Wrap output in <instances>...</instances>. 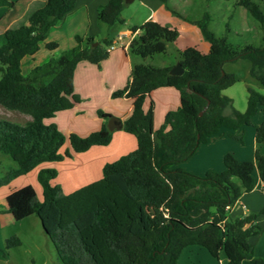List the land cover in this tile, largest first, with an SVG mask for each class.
I'll list each match as a JSON object with an SVG mask.
<instances>
[{
  "label": "trees",
  "instance_id": "trees-1",
  "mask_svg": "<svg viewBox=\"0 0 264 264\" xmlns=\"http://www.w3.org/2000/svg\"><path fill=\"white\" fill-rule=\"evenodd\" d=\"M262 2L239 0L238 4L264 25ZM4 7L12 8L14 3L0 0V8ZM76 7L77 0H46L30 15L27 25L7 31L0 41V106L32 117L26 126L0 120V154L17 166L0 178V188L43 164L71 157L69 152H61L66 142L80 154L109 145L114 132L123 130L136 137L138 147L107 163L100 180L70 194L53 184L58 177L55 168L40 169L41 201L34 186H25L7 196L9 212L16 221L37 216L63 264H179L182 252L191 246L206 249L216 259L225 253L229 264H264V258H256L249 243L262 230L257 219L264 215V208L240 219L229 215L243 194L254 191L256 168L264 182L260 152L256 151V163L240 161L229 153L224 157L223 171L210 170L203 177L179 167L193 158L201 145L220 137L223 130L244 131L260 111L264 115V96L252 87H248L245 112L236 111L233 100L224 95L239 82L235 74L224 70L229 62L249 61L250 77L264 87V47L234 48L226 37L214 35L210 17L205 15L193 23L210 49L203 52L189 47L180 52L185 70L182 76L171 75L173 67L136 65L126 87L112 95L114 99L134 100L131 116L122 121L99 111L104 120L99 131L87 137L66 136L45 121L81 102L74 84L78 64L100 66L113 42L95 46L94 39L78 36L76 47L27 75L23 62L40 50L51 29ZM124 7L125 0H111L99 10L100 21L109 26L121 22ZM141 30L131 41L129 52L143 60L165 54L180 37L178 29L157 21L145 23ZM47 47L54 51L57 44ZM162 88L179 91L181 103L156 130L154 104L147 110L145 104ZM232 137L244 142L243 133ZM256 141L264 143V122L256 129ZM6 243L8 248L21 245L18 237Z\"/></svg>",
  "mask_w": 264,
  "mask_h": 264
},
{
  "label": "crops",
  "instance_id": "crops-1",
  "mask_svg": "<svg viewBox=\"0 0 264 264\" xmlns=\"http://www.w3.org/2000/svg\"><path fill=\"white\" fill-rule=\"evenodd\" d=\"M10 1L14 3V7L0 8V41L4 38L7 31L21 27L22 25H27L30 15L42 8L46 0ZM110 1L77 0L76 9L61 24L51 29L47 39L40 44V50L35 55L25 58L23 70L25 64H29L31 71L36 66L44 65L51 58H55L51 56H57L76 47V38L78 36L85 40L92 38L97 44H103L105 41L115 42L121 32L137 29L134 37H125L124 39V44L129 46L131 41L142 33V26L149 21H157L162 25L176 28L180 32L178 40L169 45L165 54H160L163 55V58H161L162 65L160 67H174L177 63H180V52L186 48L198 47L203 52H208L210 49V45L203 39L200 29L193 23L197 20L190 21L178 11L169 8L166 0H132L130 3H126L125 1V7L121 14L122 21L109 26L100 21L99 10ZM52 43L57 44V49L54 51H50L47 47ZM157 57L158 55L153 57L151 61L154 63L157 61ZM138 64L146 63L143 59L132 55L128 48L125 49L122 46H117L109 52L108 58L100 66L88 62L79 63L74 74V84L75 94L81 98V102L71 110L60 112L54 118L46 120L45 124H55L66 136L76 134L81 137H87L99 131L103 126L104 120L100 118L99 111L119 118L122 121L127 120L133 112L134 100L130 98L114 99L112 95L126 87L131 79L133 68ZM151 103L154 104V123L155 129L158 130L163 125L166 115L169 112L178 110L180 107V93L174 88L159 89L153 92L147 99L145 104L146 110L149 109ZM233 103H235L234 100ZM247 104L248 95L246 96L244 107L242 106L240 108L242 112L246 111ZM263 120V117H260L255 118L253 122L255 126L259 127L264 122ZM244 132L245 137L247 136L251 143L252 148L250 150L231 144L224 130L220 137L211 140L208 142L209 144L207 143V148H203V155L208 156V151L211 152L213 147L220 148L222 146L217 156L218 162L215 171L224 170L222 162L225 157L224 155L228 152L225 149L226 146L232 149L233 154L240 161H252L256 163L255 155L257 150L264 157V143H257L256 129L245 128ZM210 143L213 145L212 147L209 146ZM220 143L221 146H219ZM137 147L138 142L136 137L123 130L114 132L109 145L93 147L87 152L80 154L74 153L70 144L66 142L65 149L62 148V150L69 152L71 157H66L61 162L43 164L38 169V173L40 169L55 168L58 171V168L73 167L76 165L75 171L72 172L75 176L71 179L91 180L86 184L88 185L102 178L103 168L108 162L112 163L113 160H118L122 156L135 151ZM201 147L202 145L194 157L201 153ZM80 163L82 164L81 168ZM188 165L186 163L180 166L186 171L195 173L194 168H187ZM79 168L80 170L78 172L77 170ZM206 168V172L212 170L208 169L210 167ZM196 173L202 174L201 171H196ZM254 177L256 180L254 191L243 194L231 207L229 215L232 219L244 218L249 214L258 213L264 208V182L260 179L259 171L254 173ZM56 180L53 181L54 185ZM33 186L36 188L35 185ZM36 190L38 192L37 188ZM11 192L0 195V234L7 227H11L18 222L8 210L6 199ZM257 224L262 230L257 236L250 238L249 243L252 246L254 255L258 258H264V215H261L257 219ZM1 246L2 241L0 240V254L2 253ZM222 255L224 254L222 253L220 256V264H228V258L226 256L225 258H221ZM1 259L3 258L0 255V261ZM179 264H216V262L206 249L199 246H191L182 252ZM243 264L252 263L250 261H244Z\"/></svg>",
  "mask_w": 264,
  "mask_h": 264
},
{
  "label": "rangeland",
  "instance_id": "rangeland-1",
  "mask_svg": "<svg viewBox=\"0 0 264 264\" xmlns=\"http://www.w3.org/2000/svg\"><path fill=\"white\" fill-rule=\"evenodd\" d=\"M166 2L169 8L178 11L190 21H198L201 20L205 15H208L210 17V30L217 38L226 37L229 44H231L234 48H244L246 46L264 47V25L259 23L252 16L249 10L239 5V0H166ZM260 6L264 11V2L260 3ZM59 56H61V54L51 57L58 58ZM162 56L163 55H158V59L154 63L151 61L152 58L146 59L144 62L149 65L153 63L152 66L155 65V67H160V65H162ZM29 68V64L24 65V73L26 75L30 71ZM250 68L251 64L246 60H239L232 63L229 62L224 66V70L227 73L235 74L240 81L224 92L226 96L234 100L235 103H233V108L239 112H242L240 108L242 106L244 107L245 105L246 96L248 95V87H252L264 96V87H262L257 81L250 77ZM227 113H231V110H229ZM260 117H263L264 119V115L261 111L254 117V119ZM31 119L32 117L28 115L15 111H8L0 106L1 121H8L21 126H26ZM256 127L257 126H255V123L253 122L252 126L246 128L257 129ZM224 132L231 144L247 148L248 150L252 148L248 137H245L244 131L240 130V132H238L233 130H224ZM242 133L244 139L243 143L235 140L232 137L238 136ZM221 143L219 146H221ZM208 144L202 145L201 153L197 154L196 157H193L189 161L180 165L183 166L186 163L189 164L187 168H194L193 170L195 171V173H191L202 177L208 172H206V167H210L208 169L215 171L218 162L217 156L219 155V151L221 150L222 146L220 148L213 147L211 152L208 151V156H205L203 155L202 151L204 150L203 148H207ZM209 146L212 147L213 145L210 143ZM63 148L65 149V145ZM225 149L228 150L225 155L229 153L233 154L232 149L228 146H226ZM61 152L64 153L65 151L61 150ZM114 161L115 160H113V162ZM222 164L224 166V158ZM81 165L82 164L80 163V168ZM180 165L179 167L181 168ZM16 167L17 166L13 161L0 154V178L4 177V175L10 169H15ZM75 167L77 166L74 165L73 167L58 168L59 175L55 181V185H59L63 189L64 194H70L75 190L84 187L89 181H91L72 180L71 178L75 176V174H72V172L76 169ZM80 168L77 170L78 172ZM196 171H201L202 174H197ZM257 171L258 169L256 168L255 172L257 173ZM71 175L72 177H70ZM28 185L36 186L39 193L38 199L41 201L42 189L38 182V169L26 176L18 178L11 185L1 188L0 195ZM12 237H18L21 241V245L8 248L6 242ZM0 240L2 241V253L0 255L3 258L1 259L0 264H63L60 260L57 248L50 237L45 233L42 222L37 216H32L27 220L18 221L13 226L7 227L1 232ZM223 254L224 255H222L221 258H225L226 255L225 253ZM214 260L216 264H220L219 259L214 258Z\"/></svg>",
  "mask_w": 264,
  "mask_h": 264
},
{
  "label": "built area",
  "instance_id": "built-area-1",
  "mask_svg": "<svg viewBox=\"0 0 264 264\" xmlns=\"http://www.w3.org/2000/svg\"><path fill=\"white\" fill-rule=\"evenodd\" d=\"M135 33L136 32H134L133 30L121 32L118 39L115 42H113L111 46H109L107 48V51L111 52L117 46H122L125 49H127V48L129 49L130 44H129V46L127 44H124V39H125V37H134Z\"/></svg>",
  "mask_w": 264,
  "mask_h": 264
},
{
  "label": "water",
  "instance_id": "water-1",
  "mask_svg": "<svg viewBox=\"0 0 264 264\" xmlns=\"http://www.w3.org/2000/svg\"><path fill=\"white\" fill-rule=\"evenodd\" d=\"M126 3H130L132 0H125ZM95 46H97L98 44L95 43ZM185 70L182 67L181 63H177L170 71L171 75L173 76H182L184 74Z\"/></svg>",
  "mask_w": 264,
  "mask_h": 264
}]
</instances>
